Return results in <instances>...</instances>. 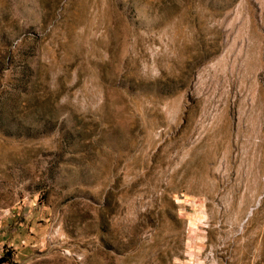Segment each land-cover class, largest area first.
<instances>
[{
	"label": "rangeland",
	"instance_id": "1",
	"mask_svg": "<svg viewBox=\"0 0 264 264\" xmlns=\"http://www.w3.org/2000/svg\"><path fill=\"white\" fill-rule=\"evenodd\" d=\"M44 13L0 0V264H264V0Z\"/></svg>",
	"mask_w": 264,
	"mask_h": 264
},
{
	"label": "trees",
	"instance_id": "2",
	"mask_svg": "<svg viewBox=\"0 0 264 264\" xmlns=\"http://www.w3.org/2000/svg\"><path fill=\"white\" fill-rule=\"evenodd\" d=\"M52 12V0H45V13L41 14L39 22L42 24L47 15ZM4 16L8 15V10L3 9ZM122 15L123 11L120 8L115 9V16ZM1 15V14H0ZM1 21V20H0ZM19 25L14 20L11 23H0V66L8 64L11 61L13 52L17 46V42L14 41L12 36L16 35L19 30ZM23 40V39H22Z\"/></svg>",
	"mask_w": 264,
	"mask_h": 264
},
{
	"label": "water",
	"instance_id": "3",
	"mask_svg": "<svg viewBox=\"0 0 264 264\" xmlns=\"http://www.w3.org/2000/svg\"><path fill=\"white\" fill-rule=\"evenodd\" d=\"M56 1H57V0H56ZM250 212H251V211H249V213H250ZM249 213H248V214H249Z\"/></svg>",
	"mask_w": 264,
	"mask_h": 264
}]
</instances>
